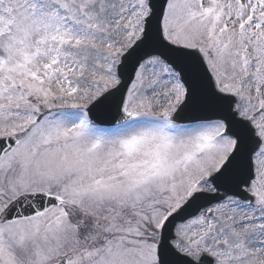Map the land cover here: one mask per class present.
Returning <instances> with one entry per match:
<instances>
[{"label":"snow or ice","instance_id":"snow-or-ice-1","mask_svg":"<svg viewBox=\"0 0 264 264\" xmlns=\"http://www.w3.org/2000/svg\"><path fill=\"white\" fill-rule=\"evenodd\" d=\"M0 264H264V0H0Z\"/></svg>","mask_w":264,"mask_h":264}]
</instances>
